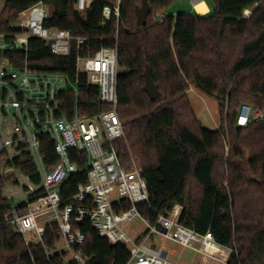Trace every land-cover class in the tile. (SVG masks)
<instances>
[{
	"label": "trees",
	"instance_id": "1",
	"mask_svg": "<svg viewBox=\"0 0 264 264\" xmlns=\"http://www.w3.org/2000/svg\"><path fill=\"white\" fill-rule=\"evenodd\" d=\"M41 1L50 8L46 27L86 39L84 47L78 50L73 44L70 56L58 57L43 41L33 39L27 57L8 52L6 58L17 69L27 62L32 72L75 77L78 55L91 57L116 47L117 113L125 139L115 146L122 165L130 170L136 161L147 182L150 203L138 206L142 217L155 226L159 216L168 217L180 206V224L201 235L211 233L232 251L227 264H264V120L237 125L243 105L264 110V0H204L210 9L206 16L172 11L177 0H149L152 14L144 27L137 26L136 16L142 0H121L120 19L112 17L105 24L104 9L117 0H93L84 13L75 9L77 0H7L0 33H19L14 26L18 15ZM247 9L254 10L250 19L244 16ZM148 75L160 92L157 100L146 90ZM191 89L218 102L222 129L226 111L228 153L220 132L203 127L197 118ZM79 96L89 116L111 109L99 102L98 87L89 85L86 75H80ZM73 103L71 98V107ZM42 142L52 166V141L42 137ZM7 182L0 175V264H66L65 253L47 258L42 245L28 246L4 222L8 201L2 189ZM87 182L85 173L73 176L62 189L63 201ZM131 207L122 202L114 209L121 213ZM74 229L86 237L74 250L93 257L91 264L128 262V250L102 238L90 222ZM59 242L58 226H48L45 247L56 251Z\"/></svg>",
	"mask_w": 264,
	"mask_h": 264
},
{
	"label": "built area",
	"instance_id": "2",
	"mask_svg": "<svg viewBox=\"0 0 264 264\" xmlns=\"http://www.w3.org/2000/svg\"><path fill=\"white\" fill-rule=\"evenodd\" d=\"M92 3L93 0H77L75 9L84 13ZM120 7L121 0L114 7H105L104 24L112 17L120 19ZM253 13V9H247L244 16L250 19ZM48 18L49 8L41 1L18 15L20 25L14 26L19 33L11 36L0 33V175L8 180L2 189L8 201L4 222L22 235L28 246L42 245L47 258L65 253L66 264H91L93 260L74 250L86 240L74 226L87 221L102 238L128 250L130 258L126 264H172L166 248L168 242L200 255L203 264H227L231 250L220 246L211 233L201 235L180 224L182 207L177 206L168 217L159 216L155 226L140 214L138 206L150 203L147 182L136 161L130 170L122 165L115 146L125 139L124 124L117 113L116 47L103 48L91 57L78 55L75 77L32 72L27 62L17 69L6 58L8 52L27 57L33 39L43 41L58 57L70 56L73 44L78 50L84 47L86 39L69 31L47 28ZM80 75H86L89 85L98 87L99 102L111 107L110 110L94 116L84 113L86 108L79 100ZM190 92L197 94L194 89ZM71 98H74L72 107ZM64 105L69 111L63 109ZM208 112L228 153V132L218 127L209 108ZM263 120L264 110L255 111L243 105L237 125L246 127ZM42 137L52 141L56 154L52 166L43 152ZM72 151L77 155L72 157ZM81 173L86 174L88 182L79 185L74 197L63 201L64 185ZM122 202L132 207L118 213L114 207ZM136 219L144 223V228H131L129 232ZM54 224L63 246L50 251L44 245V235L47 227ZM155 239H160V246Z\"/></svg>",
	"mask_w": 264,
	"mask_h": 264
},
{
	"label": "rangeland",
	"instance_id": "3",
	"mask_svg": "<svg viewBox=\"0 0 264 264\" xmlns=\"http://www.w3.org/2000/svg\"><path fill=\"white\" fill-rule=\"evenodd\" d=\"M6 1L7 0H0V15L3 11L4 6L6 5ZM191 1L192 0H177V2L173 5L172 11H174V12L185 11L186 8L189 7V5L191 4ZM49 13H50V8H49ZM200 16H203V15H200ZM20 22H21V20L17 19L14 22V25L15 26L20 25ZM189 99H190L191 105H192V107L196 113V116L199 119V121L201 122L203 127L210 129V130H216V125L214 124V122L210 118L208 108L212 112L213 117H214L215 122L217 123L218 127H220V128L222 127V116L220 114V107H219V104L217 101L205 96L204 94H202L198 91H197V94L190 93ZM224 117H225V120L223 121V125H224L223 130L225 132L226 131L228 132V125L226 123V118H227L226 117V111H225ZM123 124H124V122H123ZM228 135H229V132H228ZM223 142H224V140H223ZM229 143H231L230 136H229ZM131 228L132 229H134V228L143 229L144 223L140 219H136L133 221L132 226L130 228H128L129 232H130ZM155 242L158 244V246H160V244H161L160 239H155ZM62 246H63V243L61 242L58 245V248H61ZM166 246L168 247L169 250H177L178 252L181 253V254L177 253V254L171 256L170 262L176 263L179 260V258H182V261H184V262H189V261H191V259L194 256L193 253L190 252V250L183 249V248H181V247H179V246H177L171 242H168Z\"/></svg>",
	"mask_w": 264,
	"mask_h": 264
},
{
	"label": "water",
	"instance_id": "4",
	"mask_svg": "<svg viewBox=\"0 0 264 264\" xmlns=\"http://www.w3.org/2000/svg\"><path fill=\"white\" fill-rule=\"evenodd\" d=\"M152 14V7L149 3V0H142V6L137 7L136 16H137V26L144 27L148 24L149 16ZM146 90L152 100H157L160 96V92L156 85L154 84L150 75L147 76ZM166 254H164V257Z\"/></svg>",
	"mask_w": 264,
	"mask_h": 264
},
{
	"label": "crops",
	"instance_id": "5",
	"mask_svg": "<svg viewBox=\"0 0 264 264\" xmlns=\"http://www.w3.org/2000/svg\"><path fill=\"white\" fill-rule=\"evenodd\" d=\"M201 2H205L204 0H199V3H201ZM206 3V2H205ZM207 4V3H206ZM195 4L193 3V0L191 1V4L189 5V7H187L186 8V10H185V12H193V11H196L195 9ZM207 8H208V12H207V14H209V12H210V9H209V7H208V5H207ZM179 12V11H178ZM206 14V15H207ZM176 15V14H175ZM206 15H204V16H206ZM196 91V90H195ZM197 92V91H196ZM190 93H192V92H190ZM178 207H180V206H178ZM180 213H181V210H180ZM166 248H167V250H169L168 249V247L166 246ZM170 251V253H171V256H173V255H175V254H177V253H179V254H181L180 252H178L177 250H169ZM190 252H192L193 253V258L191 259V261H189V262H184V261H182V258H179V260L176 262V263H174V262H171L172 264H203V262H202V258H201V256L200 255H197L196 253H194L193 251H191L190 250ZM170 256V257H171Z\"/></svg>",
	"mask_w": 264,
	"mask_h": 264
},
{
	"label": "bare ground",
	"instance_id": "6",
	"mask_svg": "<svg viewBox=\"0 0 264 264\" xmlns=\"http://www.w3.org/2000/svg\"><path fill=\"white\" fill-rule=\"evenodd\" d=\"M195 10L198 15H206L208 12L207 4L205 2L199 3V0H194Z\"/></svg>",
	"mask_w": 264,
	"mask_h": 264
}]
</instances>
